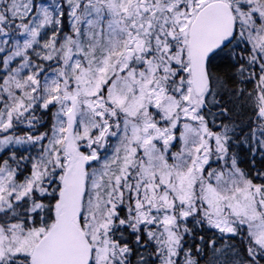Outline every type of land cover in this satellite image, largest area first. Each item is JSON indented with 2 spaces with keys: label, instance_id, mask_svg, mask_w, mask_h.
Returning a JSON list of instances; mask_svg holds the SVG:
<instances>
[{
  "label": "snow or ice",
  "instance_id": "snow-or-ice-1",
  "mask_svg": "<svg viewBox=\"0 0 264 264\" xmlns=\"http://www.w3.org/2000/svg\"><path fill=\"white\" fill-rule=\"evenodd\" d=\"M0 264H264V0H0Z\"/></svg>",
  "mask_w": 264,
  "mask_h": 264
}]
</instances>
